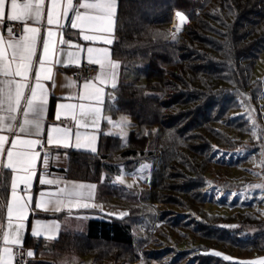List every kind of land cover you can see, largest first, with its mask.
Segmentation results:
<instances>
[{
  "label": "trees",
  "instance_id": "obj_1",
  "mask_svg": "<svg viewBox=\"0 0 264 264\" xmlns=\"http://www.w3.org/2000/svg\"><path fill=\"white\" fill-rule=\"evenodd\" d=\"M177 11L187 20L173 39L170 25ZM115 32L111 51L121 71L115 99L106 101L105 110L111 116L128 114L133 128L124 140L102 133L96 153L69 150L62 171L95 182L96 199L123 207L128 215L90 218L79 231L62 230L49 245L27 236L36 264H236L253 259L215 244L253 250L264 248V241L248 245L240 230L215 227L230 225V218L193 206L212 202L207 167L223 162L214 148H238V140L218 123L240 135L249 128L237 110L241 99L248 92L255 99L263 84L252 74L264 52V0H118ZM144 159L151 162L147 190L112 182L120 169Z\"/></svg>",
  "mask_w": 264,
  "mask_h": 264
},
{
  "label": "snow or ice",
  "instance_id": "obj_2",
  "mask_svg": "<svg viewBox=\"0 0 264 264\" xmlns=\"http://www.w3.org/2000/svg\"><path fill=\"white\" fill-rule=\"evenodd\" d=\"M118 11V0H0V24L5 21L14 22H26L32 21L34 23H40L46 16L47 29L46 36L42 40L43 53L38 55L37 43L40 39V28L29 27L27 23L24 26L25 35L19 40L9 39L4 41L3 37H0V133L8 132L13 134L10 147H5L9 143V137L0 134V183L4 184V188L0 191L5 195L0 196V213L6 209L7 213V230L0 224V264H25V258L34 257L33 250H25L23 248V236L21 228L23 227V221L28 218V205L31 201V197L27 200L24 197L17 195V190L20 185L28 186L32 177L37 175L34 171V164L38 157L41 156V152L35 151L37 146L42 147V141L40 139H26L21 140L17 133H28L31 135L39 136L43 130V119L46 112V106L48 103V96L43 83L44 81L53 80L52 67H46V65L61 64L62 61L59 58V53L62 51L56 47V41L53 37L60 33L59 44L63 45L68 43L70 47L80 48L79 44L73 45L70 41H65L63 38L62 30L66 25L62 21H69L71 29L79 30V37L84 41H97L102 40L104 43L111 45L112 39L102 35L103 33L113 30ZM176 17L180 21L176 26V32L173 33V39H175L176 33H179L181 26L186 22V15L183 12L177 11ZM53 26L57 31H53ZM13 29L9 28L8 33L11 35ZM31 35H28V34ZM91 33V34H86ZM88 62L92 65H99L100 71L96 77L101 83L111 82L112 89L117 88V69L119 68L118 62L112 61L109 56L110 53L107 49H97L93 47L87 48ZM76 53L69 52V60L65 67L73 65V57ZM52 57V59H50ZM35 58V59H34ZM38 62L39 68H35L34 64ZM35 71V85L30 83L29 73ZM42 72L44 73L42 75ZM19 78V79H17ZM66 86H72V82L69 81ZM85 92L78 97L79 100H89L90 103L85 106L81 103L77 104H60L58 108L69 109L73 111V118L75 119V110L79 107L81 115H89L93 117L92 124L95 128H99L96 117L100 113V107L103 103V96L108 95L111 99H115V96L111 93H105L104 89L93 84L91 80L85 81L83 84ZM39 90V91H37ZM72 99V97H69ZM23 113V121L17 122V116L15 113ZM5 113L7 115H5ZM59 113H57V119H59ZM114 126L123 127L127 125L126 120L117 122L109 121ZM78 123V122H77ZM256 125L253 121V130ZM33 130V131H30ZM52 131L60 132V128H54ZM65 137H70L71 130H63ZM113 133H108L112 135ZM95 136L93 135L88 139L86 143H81L80 134L76 133V142L74 147L89 148L92 152H96L97 149L94 145ZM47 143L49 145L61 146L62 138L54 137L50 131L47 135ZM23 144L27 146L28 151L21 153L16 151L17 145ZM65 148L73 147L71 143H64L62 145ZM220 151L214 148V152ZM47 155V154H45ZM223 155V153H222ZM21 156H25L24 167L18 168L21 163L19 159ZM149 165H142L141 169L148 168ZM18 171H24L27 173L24 176H18ZM10 177V198L7 195L9 176ZM135 173V170H134ZM133 173V174H134ZM124 172L117 177L116 183L123 184ZM141 179L144 177L141 176ZM42 185H53L59 182L54 179L40 178L39 181ZM132 185H128L131 187ZM250 187L264 189V185H254ZM94 189L95 185H76L74 183L66 184L63 188H58L56 193H49L48 200H41L35 206L36 208L43 209L45 211L52 210L55 212H61L65 208L71 211L72 208H89L95 205L84 202L88 197L84 194V189ZM44 195L43 193L41 194ZM23 201V202H22ZM111 215V214H109ZM128 213H120V218H124ZM3 216L0 215V220ZM13 221H19L20 223L14 224ZM215 227H227L236 228V225H218ZM60 225L58 223L41 224L37 221V226L32 229V235L40 237L46 235L48 239H55L52 235L54 232H58ZM19 248L20 251H15ZM190 251H196L191 249ZM203 255H212L221 257L225 261H232L233 258L227 255H222L218 251H204ZM191 259V258H190ZM236 264H264V257L238 261Z\"/></svg>",
  "mask_w": 264,
  "mask_h": 264
},
{
  "label": "crops",
  "instance_id": "obj_3",
  "mask_svg": "<svg viewBox=\"0 0 264 264\" xmlns=\"http://www.w3.org/2000/svg\"><path fill=\"white\" fill-rule=\"evenodd\" d=\"M18 2H23V0H18ZM25 23L29 27H37L40 28V39L37 43V53L38 55L43 53V44L42 40L46 36L48 25L46 21V16L44 19L41 20L40 23H34L32 21H26L23 22V28L21 35L17 38L12 37L9 35L8 31L0 26V37L4 38V41L7 42L9 39L12 40H19L22 36L25 35L23 29L25 26ZM66 26L60 30L63 32V38L64 40L70 41L73 45L79 44L81 47H70L68 43H65L63 45L59 44V38L60 33L58 32L56 36L53 37V40L56 41V47L58 49H61L62 51L59 53V58L62 61L61 64H52V65H46V67H52L53 69V80L52 81H44L41 80V83L44 84L47 96H48V103L46 106V112L44 114L43 119V130L41 131L39 136L31 135L28 133H17L21 140L26 139H40L42 141V147L37 146L35 148V151L41 152V156L38 157L34 164V171L37 172L36 176H33L29 185L25 186L23 184L20 185L19 189L17 190V195L24 197L25 200H27L29 197H31V201L28 205V218L23 221V227L21 228V233L23 236V248L25 250L31 249L36 254V250L34 247L29 246L26 242L27 236L32 237L35 240H40L44 244H51L60 234V232L64 229H69L73 231H79L80 228H84L83 225L90 219L95 218L98 216H113L120 218V213H127V210L123 207L111 205V204H102L100 201L96 199V183L90 180H82L77 178H71L67 177L66 174L62 171L64 170L68 165V159H69V150H78L83 152H89V153H96L98 151L99 147V141L100 136L102 133L108 134L113 133L110 131L112 127L114 126L112 122H117L116 118L118 115L111 116L108 114L105 110V105L107 100H111L110 96L104 95L103 96V103L101 105H97V107H100L101 111L99 114H97L96 120L99 124V128H95L92 124L93 117L89 115H81L79 107L75 110V119L73 118V111L69 109H60L58 108V105L60 104H85L87 105L90 103L89 100H79L76 97L83 94L85 92L83 88L82 82L80 84H75L72 82L68 70L71 67H65L64 64H66L69 60L68 53L73 52L76 53V55L72 58L74 65H79L85 60H88V53L87 48L93 47L97 49H107L110 53L109 58L114 61L118 62L119 68L117 69V83L120 78V71H121V62L120 60L114 58L112 56V45L114 44L116 40V18L114 21V24L112 25L113 30L110 32L103 33L102 35L106 36L109 39L113 40V43L111 45L104 43L102 40L97 41H84L82 38L79 37V30L78 29H71L69 25V21L65 20L62 21ZM53 31H57V29L53 26ZM91 34V33H86ZM28 35H31L30 33ZM35 59V58H34ZM52 59V57H50ZM35 68H39L38 62L34 64V70ZM32 71L29 73V79L30 83L32 85H35V71ZM99 73V72H98ZM44 73L42 72V75ZM98 75V74H97ZM97 77V76H96ZM95 78L91 79L94 85L99 86L104 89L105 93H111L115 96L114 89L111 87V82L105 84L101 83L99 80ZM19 79V78H17ZM72 82V86H66L68 82ZM39 91V90H37ZM69 97H72V99H69ZM57 113H59L60 118L57 119ZM5 115H7L5 113ZM17 116V122H22L24 117L23 113H15ZM78 122V123H77ZM54 128H60V132L52 131ZM64 129H70L71 134L70 137H65L63 130ZM30 131H33L30 129ZM52 132V135L54 137H61L62 143L61 146H57L55 144L49 145L47 143V135L49 132ZM80 134V140L81 143H86L90 137L93 135L95 136L94 145L97 149L96 152H92L89 148H80L77 149L74 147V144L76 142V133ZM3 135H6L9 137V143L5 145V147L11 146V139L13 138L12 133L3 132L0 133ZM112 135H118L117 133H113ZM120 136V135H119ZM64 143H71L73 147L65 148L62 145ZM16 151H19L21 153L27 152V146L23 144H18ZM47 154V155H45ZM21 160V163L18 165V168L24 167V161L26 160L25 156H21L19 158ZM27 173L24 171H18V176H24ZM9 176V185H8V192L7 195L10 198V177L11 173L8 172ZM47 178V179H54L57 180L58 184L53 185H47V184H41L40 178ZM74 183L76 185H95L94 189H87L85 188L84 194L87 198L86 201L89 204L95 205L94 207L89 208H72L71 211H69L67 208H65L61 212H55L52 210L45 211L40 208H36V204L39 203L41 200H48L49 193H56L58 188H63L66 184ZM4 188V184L0 183V189ZM44 194L43 196L41 194ZM5 195L4 192L0 191V196ZM23 202V201H22ZM111 214V215H109ZM0 215L3 216V219L0 220V224L4 226V229L7 230V213L6 209L3 210ZM37 221H39L41 224H51L53 222L58 223L60 225V229L58 232L52 233L56 238L55 239H48L46 235L35 237L32 235V229L37 226ZM14 224L20 223L19 221H13ZM25 264H36V257L27 258Z\"/></svg>",
  "mask_w": 264,
  "mask_h": 264
},
{
  "label": "rangeland",
  "instance_id": "obj_4",
  "mask_svg": "<svg viewBox=\"0 0 264 264\" xmlns=\"http://www.w3.org/2000/svg\"><path fill=\"white\" fill-rule=\"evenodd\" d=\"M170 30L175 33L176 27L172 26ZM252 75L254 78L261 79L263 84L257 97L254 99L251 93L248 92L247 96L241 99L240 108L237 110L239 114H243L244 117L246 116V124L247 128L248 126L249 128L244 135H240L237 129L225 125L222 121L218 123L221 129L238 140V148L228 150L225 146L217 147L220 151L216 152L215 156L223 162L210 164L207 167V182H209L207 191L212 192V202H205L202 205L195 204L193 206L200 213H202V209L203 213L208 212L209 215L220 214L221 218H230L231 223H228L237 226L235 229L243 233L241 236L249 242V244L248 242H244L248 245L252 244L253 241L261 244L264 241V189L250 187L264 185V52L259 57ZM121 120H126L127 125L112 127L110 131L117 133L124 140L133 128V122L126 113H121L116 118V121ZM253 121L256 125L255 130H253ZM142 165H149V167L141 169ZM150 166V159L141 160L129 169H120L116 175L112 176L111 180L113 183H116L117 177L123 171L124 183L120 185L126 187L132 185L128 188H144L143 190L145 191L150 183ZM141 176L144 178L141 179ZM160 205L162 206V204ZM251 238L252 240H250ZM192 240L195 243L198 242V239L192 238ZM240 241L242 242V240ZM208 244L211 246L216 245L239 257L252 256L253 259L264 257L262 256L264 255V248L241 250L222 241L217 242L215 245ZM154 264L159 263L155 262Z\"/></svg>",
  "mask_w": 264,
  "mask_h": 264
},
{
  "label": "built area",
  "instance_id": "obj_5",
  "mask_svg": "<svg viewBox=\"0 0 264 264\" xmlns=\"http://www.w3.org/2000/svg\"><path fill=\"white\" fill-rule=\"evenodd\" d=\"M175 22V24H173ZM176 21L173 18L170 27H175ZM0 26L4 27L7 31L9 28L13 29L11 34L12 37H19L22 32L23 22H14V21H5V23L0 24ZM100 71L99 65L89 64L88 60H85L79 65L71 66L68 70V74L75 84H80L84 81L91 80L95 78ZM15 251L19 252L20 249L16 248ZM26 262V258H25Z\"/></svg>",
  "mask_w": 264,
  "mask_h": 264
}]
</instances>
